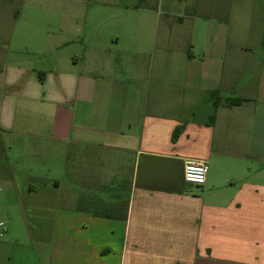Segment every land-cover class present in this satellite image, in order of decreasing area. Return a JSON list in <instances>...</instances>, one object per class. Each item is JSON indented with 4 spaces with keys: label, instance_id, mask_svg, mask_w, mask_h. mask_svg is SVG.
Returning <instances> with one entry per match:
<instances>
[{
    "label": "crops",
    "instance_id": "1",
    "mask_svg": "<svg viewBox=\"0 0 264 264\" xmlns=\"http://www.w3.org/2000/svg\"><path fill=\"white\" fill-rule=\"evenodd\" d=\"M219 2L221 19L159 8L149 64L125 31L88 30L108 2L0 0V209L29 220L20 253L9 219L0 264H264V0ZM187 20L226 36L172 45ZM92 191L114 212L76 205Z\"/></svg>",
    "mask_w": 264,
    "mask_h": 264
},
{
    "label": "rangeland",
    "instance_id": "2",
    "mask_svg": "<svg viewBox=\"0 0 264 264\" xmlns=\"http://www.w3.org/2000/svg\"><path fill=\"white\" fill-rule=\"evenodd\" d=\"M94 0H63L64 4L70 9H75L78 5H83L86 9L93 3ZM98 1V0H97ZM108 2L106 7H100L99 12L90 11V17L88 18V30H98L103 34L106 32H113L114 30H123L128 35L124 41L130 46L140 48L145 51L147 60L151 64L154 59V55L161 45V40L156 41V22L155 15H157L158 9L168 10L172 5L175 12H183L187 8V14H204L209 16H214L215 18H223L228 15L230 11V6L225 7L220 4V0H143V4H150L153 8L149 12H145L137 5L140 0H101ZM231 1V0H222ZM197 2H211V6H199L194 5ZM253 8V21L255 23L264 22V6L256 5ZM55 10V6L53 7ZM52 14V12H50ZM54 13V12H53ZM149 13L147 17L144 15ZM103 16L100 20L96 19L94 16ZM109 18V19H108ZM153 18V19H152ZM198 24H193L192 20H187L183 26L178 27L173 32V42L172 45H185L186 40L191 41L198 40L200 46L206 45L209 41L217 44L222 38H225V34L220 32V25L217 22H207L205 20H198ZM197 26V27H196ZM110 35V34H109ZM161 38V37H160ZM240 45L243 48H257L260 46V38H256L249 35L240 40ZM188 44V43H187ZM230 44H235L230 41ZM250 56L248 54H245ZM252 61H264V54L251 56ZM127 185L122 182L123 190ZM105 191H92L89 192L90 196L85 198H80L76 202V205L84 209H90L98 212H114L113 209H107L106 206L100 204L103 203L102 200L111 199L110 196L106 197ZM104 194V198H98ZM95 198H92L94 197ZM11 219L13 232L9 239L12 242L19 240L18 250L21 253L23 251V245L26 244V228L29 222L26 216L19 209H0V240L3 239L5 228H7V223ZM31 223V221H30ZM3 224V226H1Z\"/></svg>",
    "mask_w": 264,
    "mask_h": 264
},
{
    "label": "built area",
    "instance_id": "3",
    "mask_svg": "<svg viewBox=\"0 0 264 264\" xmlns=\"http://www.w3.org/2000/svg\"><path fill=\"white\" fill-rule=\"evenodd\" d=\"M209 173L206 163H187L184 167V179L187 183L204 186ZM3 226V224H1Z\"/></svg>",
    "mask_w": 264,
    "mask_h": 264
},
{
    "label": "trees",
    "instance_id": "4",
    "mask_svg": "<svg viewBox=\"0 0 264 264\" xmlns=\"http://www.w3.org/2000/svg\"><path fill=\"white\" fill-rule=\"evenodd\" d=\"M139 6V5H138ZM243 100H234V101H230V104H239L240 102H242ZM214 120V116L211 117V121ZM183 130V127L177 128L173 134V140H177V138L180 136L181 132Z\"/></svg>",
    "mask_w": 264,
    "mask_h": 264
}]
</instances>
